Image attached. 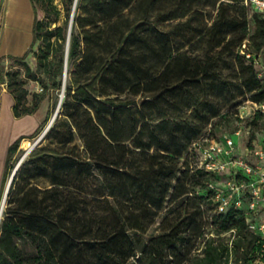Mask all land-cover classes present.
Listing matches in <instances>:
<instances>
[{
  "label": "trees",
  "instance_id": "trees-1",
  "mask_svg": "<svg viewBox=\"0 0 264 264\" xmlns=\"http://www.w3.org/2000/svg\"><path fill=\"white\" fill-rule=\"evenodd\" d=\"M31 1L38 69L30 49L4 71L14 115L39 110L25 86L39 72L64 96L12 180L0 264H264L249 229L264 212H218L210 184L228 174L199 168L193 146L234 134L212 124L233 115L252 126L249 146L258 138L257 119L238 112L264 101V12L244 0ZM39 130L10 145L0 204L20 143Z\"/></svg>",
  "mask_w": 264,
  "mask_h": 264
},
{
  "label": "built area",
  "instance_id": "built-area-1",
  "mask_svg": "<svg viewBox=\"0 0 264 264\" xmlns=\"http://www.w3.org/2000/svg\"><path fill=\"white\" fill-rule=\"evenodd\" d=\"M244 4L264 12V0H244ZM243 48H246V43ZM244 49L242 53H246ZM246 56L250 58L252 54L247 53ZM254 61L258 76H263L264 56L258 55ZM238 116L242 120L257 119L259 136L253 140L252 146L234 142L232 136L239 135L242 129L225 135L222 140L211 137L210 133L204 134L193 144L197 165L207 171L228 174L224 181L210 184L218 212L225 213L231 207L264 212V101L248 98L240 106ZM251 127L246 133L250 134ZM249 229L264 238V220L261 218L252 221Z\"/></svg>",
  "mask_w": 264,
  "mask_h": 264
},
{
  "label": "crops",
  "instance_id": "crops-1",
  "mask_svg": "<svg viewBox=\"0 0 264 264\" xmlns=\"http://www.w3.org/2000/svg\"><path fill=\"white\" fill-rule=\"evenodd\" d=\"M35 18L31 0H0V195L10 145L33 134L46 115L40 107L33 114L16 117L15 99L4 74L12 59L23 57L31 49Z\"/></svg>",
  "mask_w": 264,
  "mask_h": 264
},
{
  "label": "rangeland",
  "instance_id": "rangeland-1",
  "mask_svg": "<svg viewBox=\"0 0 264 264\" xmlns=\"http://www.w3.org/2000/svg\"><path fill=\"white\" fill-rule=\"evenodd\" d=\"M250 12L252 13V10H250ZM38 45H39L38 43L35 44L31 48L29 53H28V61H29L30 65H31V67L34 70L38 69L37 68V62H36V57H35V52L38 50ZM18 66L19 65H16L15 63L10 62L6 66V70L10 71L12 69H16ZM20 75L21 76L24 75V68L23 67H20ZM39 76H41L42 82L40 80L34 81V80H30V79H28L27 82H26L25 86H26V88L29 91L28 98H27V103L29 105H32L36 99H40L41 98L42 100H41L40 107H42V109H44L45 114L50 112L52 114L51 115V117H52L54 112H55L56 103L60 99V96L62 95V90L52 87L51 82L49 80H47L46 76L42 72H39ZM45 117H46V115H45ZM45 117L43 118L40 126L38 127L40 129L39 133L35 137L27 138L25 140H22V142L20 143L18 151L15 154V156L13 157L12 162H11L12 167H11V169L9 171V175H8V178H7L6 185L8 183V180H9L11 174L13 173L15 167L17 166L18 162L24 156V154L26 153V151L29 148V147H27V148L24 147V142L25 141H29L30 142V147H31L37 141V139H39V137L43 134L45 129L48 127L49 121H50L51 118L49 119L48 122L43 123ZM212 124L214 125V129H215V131L217 133L223 132L225 130H232V129L234 130V128L235 129H239V128L242 129V132L239 135L234 134L232 137H233V140H234V142L236 144L240 145V144L246 143V145H247L248 137H250V134L246 133L248 127L246 128V123L238 122L237 118L235 117V115H233V117L228 118V119H221V120L216 119V120L213 121ZM29 153L30 152H28V154ZM28 154L25 156V158L28 156ZM25 158L23 159V161L25 160ZM190 160H191L192 164L195 165V161L196 160H195V155L194 154L191 156ZM23 161H22V163H23ZM6 185H5V188H6ZM41 185L43 186L45 184L41 183ZM260 218H261V220H264V213L261 215ZM154 230H155V226L152 227L149 232L152 233V232H154ZM210 236H213V234H209V237ZM227 236H229V234H227ZM203 244H204V242L200 243V245H199L200 249L203 248ZM231 264H236V263L233 260L231 262Z\"/></svg>",
  "mask_w": 264,
  "mask_h": 264
},
{
  "label": "water",
  "instance_id": "water-1",
  "mask_svg": "<svg viewBox=\"0 0 264 264\" xmlns=\"http://www.w3.org/2000/svg\"><path fill=\"white\" fill-rule=\"evenodd\" d=\"M66 73H67V68H66ZM65 73V75H66ZM63 96L64 94L62 93V95L60 96V100H59V103L57 105V108L55 110V113L53 114V116L51 117L50 121H49V125L48 127L45 129V131L43 132V134L39 137V139H37V141L30 147V149H28L26 151V153L24 154V156L20 159V161L18 162L17 166L15 167L13 173L11 174L9 180H8V183L6 185V188H5V191H4V195H3V198L1 200V204H0V218H2V214H3V209H4V206H5V202H6V198H7V194H8V191H9V188L11 186V183H12V180L14 178V175L16 173V171L18 170L20 164L22 163L23 159L25 158V156L28 154V152H30L32 150V148L44 137V135L46 134V132L49 130V128L51 127V125L53 124L55 118L57 117V114L59 112V109L61 107V103H62V100H63Z\"/></svg>",
  "mask_w": 264,
  "mask_h": 264
},
{
  "label": "bare ground",
  "instance_id": "bare-ground-1",
  "mask_svg": "<svg viewBox=\"0 0 264 264\" xmlns=\"http://www.w3.org/2000/svg\"><path fill=\"white\" fill-rule=\"evenodd\" d=\"M24 147L25 148L29 147L28 149H30V142L29 141H25L24 142Z\"/></svg>",
  "mask_w": 264,
  "mask_h": 264
}]
</instances>
